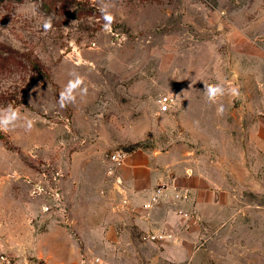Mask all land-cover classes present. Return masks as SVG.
<instances>
[{"label":"rangeland","instance_id":"obj_1","mask_svg":"<svg viewBox=\"0 0 264 264\" xmlns=\"http://www.w3.org/2000/svg\"><path fill=\"white\" fill-rule=\"evenodd\" d=\"M70 73L88 93L60 108ZM204 84L240 95L212 104ZM8 105L34 126L0 132V264H56L62 231L80 264H264V0H0ZM117 150L193 163L223 194L204 206L216 215L190 224L173 189L125 205ZM183 239L191 249L175 250Z\"/></svg>","mask_w":264,"mask_h":264},{"label":"crops","instance_id":"obj_2","mask_svg":"<svg viewBox=\"0 0 264 264\" xmlns=\"http://www.w3.org/2000/svg\"><path fill=\"white\" fill-rule=\"evenodd\" d=\"M189 160L191 159L187 161ZM178 163L171 162L160 167L154 164V159H152V156L148 153L137 151L127 153L124 164L118 171L120 180L119 186L125 198V205L129 206V203L134 204L136 195H140V193H146L144 196L145 201L152 203V198L156 197V192L173 189L182 195L179 202L177 201L175 203L190 202L196 209L194 211L173 210L175 214H183L190 218V224L195 221L194 218L198 215L202 217L215 216L216 213L207 211V208L204 206L206 205L213 208L217 206V203L222 201L223 194L220 192V189H218L219 186H212L209 182L208 174L203 170L197 169L193 163H184L183 166ZM193 227L194 226H192V228ZM206 227L208 228L209 226ZM62 232L66 235L68 250L64 252L55 263L80 264L82 257L78 252L75 240H73L67 231ZM114 234L115 231L110 228V237L113 238ZM183 240L184 241L181 242L182 244L179 243L173 246L175 250L185 251L188 250V248L191 249V241H187L186 239ZM54 243L59 246V242L56 240ZM45 257L48 259L46 264H53L50 262V258L47 254ZM190 261H192V257ZM91 262L95 264L94 259H92Z\"/></svg>","mask_w":264,"mask_h":264},{"label":"clouds","instance_id":"obj_3","mask_svg":"<svg viewBox=\"0 0 264 264\" xmlns=\"http://www.w3.org/2000/svg\"><path fill=\"white\" fill-rule=\"evenodd\" d=\"M110 5L102 4L99 11L102 14L104 25L103 30L105 32H111L112 25L115 22V16L109 11ZM43 28L44 32H48L52 29V18L48 17L42 21L39 25ZM70 78L67 84L62 88L59 93L58 104L60 108H65L68 105H75L77 102V95L86 96L88 93V87L85 84V78L78 73H70ZM207 100L215 104L218 98L225 95L232 97H238L240 91L238 87L229 85L225 87L223 84H204V91ZM223 104L217 108V114L222 115L224 112ZM25 128L26 131H31L34 126V121L23 115L18 108L8 105L4 108H0V132H8L17 126ZM190 174V170H189Z\"/></svg>","mask_w":264,"mask_h":264},{"label":"built area","instance_id":"obj_4","mask_svg":"<svg viewBox=\"0 0 264 264\" xmlns=\"http://www.w3.org/2000/svg\"><path fill=\"white\" fill-rule=\"evenodd\" d=\"M169 101H170V97L168 96H164L163 99L161 100V111L165 112L166 110L169 109ZM126 156H127V153L125 151H122V150H117L115 151L110 159H111V162H112V167L114 166L115 168H121L122 165L124 164V161L126 159ZM154 199V198H152ZM151 202H146V205H150ZM1 263L2 264H11L10 260L5 257V256H1Z\"/></svg>","mask_w":264,"mask_h":264}]
</instances>
